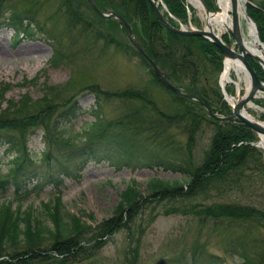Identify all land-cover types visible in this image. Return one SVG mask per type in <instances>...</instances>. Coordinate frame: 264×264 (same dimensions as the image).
Returning a JSON list of instances; mask_svg holds the SVG:
<instances>
[{
  "label": "rangeland",
  "instance_id": "1",
  "mask_svg": "<svg viewBox=\"0 0 264 264\" xmlns=\"http://www.w3.org/2000/svg\"><path fill=\"white\" fill-rule=\"evenodd\" d=\"M60 1L0 0V93L1 89L4 91L0 95V117L29 114L27 123L18 118L8 122L9 126L1 128V137L24 142L35 160V172H20L25 184L16 194L13 182L9 181L11 172H7L11 154L0 141V179H8L0 186V201L10 199L13 205L20 202L21 208H31L51 230L31 243L22 241L1 250L0 258L31 247L45 249L56 259L66 257L68 264H165L176 259L178 264H192L190 253L195 250L199 256L193 264H206V257L208 264L216 259L217 264H239L241 251L264 264V218L215 217L203 211L211 204L227 202L264 211V171L253 162L252 171L246 169L234 179L225 176L194 195L187 194L186 182L182 183L181 192L163 189L156 196L150 195L146 186L150 177L174 184L184 180L182 172L192 169L208 148L213 121L204 113L199 115L202 112L194 102L177 97L156 81L146 64L128 47L115 19L102 18L85 0H77L88 27H70L63 11L66 8ZM70 1L75 5V0ZM98 3L102 8L110 7L102 0ZM186 4L191 22L204 24L202 8L188 1ZM213 5L216 10L212 12L219 11L217 0ZM11 12L28 24L30 36L15 39L13 29L4 24ZM252 30L251 24L241 22V33L247 42L253 41ZM108 36L119 44L109 41ZM168 41L178 52L188 46V55L196 66V92L205 99L210 95L208 102L217 114L227 113L229 105L218 89L222 67L214 69L194 43ZM184 74L187 72L181 73L183 79L178 85L188 88ZM238 76L243 92L242 72ZM225 88L228 94L235 95L232 83L226 82ZM257 97L261 98L244 109L252 118L264 121V91L257 93ZM20 100L24 101L22 106ZM71 102L79 107L74 116L66 117L63 108ZM95 113L100 115L97 118L103 125L112 123L107 127L109 136L121 132L140 146L133 152L134 157L130 156L128 164L116 167L105 161L81 164L73 157L68 161L67 173L62 168L48 170L39 159L43 123L49 129L57 125L64 134H72L69 140L75 142L84 139L83 129L96 118ZM261 153L264 163L263 150ZM180 165L187 168L181 169ZM49 175L61 177L56 185L61 213L77 216L86 226L53 235L52 223L44 218L41 204L54 188L51 182H44ZM131 180L136 189L128 208L121 192ZM119 202L125 207L121 208ZM194 207L200 211H190ZM106 220L110 223H104ZM67 236L81 244L73 256L50 248L56 240Z\"/></svg>",
  "mask_w": 264,
  "mask_h": 264
},
{
  "label": "trees",
  "instance_id": "2",
  "mask_svg": "<svg viewBox=\"0 0 264 264\" xmlns=\"http://www.w3.org/2000/svg\"><path fill=\"white\" fill-rule=\"evenodd\" d=\"M102 1L110 5L130 23L131 29L137 40H139L145 53L151 57L159 67L166 68L168 71V78H170L172 82H180V80L183 79L181 73L186 71L187 74H184V76L189 79V83H192L196 77V66L192 58L188 55L191 50L187 45L183 47L184 50L178 52L168 40H173L181 44L194 43L200 54L208 60L209 64L214 69L219 68L221 57L216 46L200 36L181 35L164 29L153 17L148 5V0ZM203 1L209 9H214V0ZM250 1L252 3L247 2L246 4V12L256 24L259 39L264 42V0ZM68 2L69 0L60 1L66 8V10L63 11L68 19V25L70 27L75 25H78L80 28L88 27V22L85 20L84 14L79 10L78 1L75 0V5H72L71 1L69 2L70 4H68ZM164 2L172 13L181 18L185 17V4L183 0H164ZM72 6L75 9H73ZM4 19V24L9 25L13 29L15 39L20 35H31L28 24L23 22L21 16L11 12ZM108 40H113L119 44V41L111 36H108ZM132 51L135 53L134 50ZM57 54H54V56ZM51 56H53V53ZM141 60L145 63L142 58ZM247 60L255 69L258 77L264 79L261 68L254 60L250 57H247ZM152 75L154 76V74ZM154 78L158 81L155 76ZM193 87L194 86H192V88ZM167 90L169 89L167 88ZM1 91L0 95L4 92L2 89ZM199 96L207 105L214 109L212 104L208 102V99L210 101V96L207 95L206 99L201 95ZM20 101L19 104L22 106L24 101ZM221 103L222 106L225 105L224 102ZM77 107H79V105H76L75 102L66 105L63 108L64 115H66V117L74 116ZM10 111H14V108ZM94 115L96 118L90 121L89 125L83 129L84 139L75 142L69 140L72 134H64L63 129L59 128L57 125L49 129L47 125H45L46 123H43L41 127L42 147L39 159H41L48 170L62 168L67 173L70 166L68 161L73 157L77 158L81 164L87 161H93V163L105 161L112 166L129 163L131 159L130 156L134 157L133 152L139 149L140 146L136 145L132 140H128L121 132H116L109 136L107 127L112 125V123L106 122V124L103 125L97 118L100 117V115L97 113ZM199 115L202 116V113ZM15 118H18L21 122L27 123L29 114L26 116H1L0 141L2 140V144L6 146L7 151L11 154V163L8 166L7 172H11L9 174V181L13 182L14 191L16 194H19L20 186L25 184L20 172H35V160L30 153L29 147H27L24 142L20 143V141H16L10 136L6 138L1 137V130H3L1 128L9 126L10 124H8V122L13 121ZM208 120L210 122L213 121L212 131L208 140V148L203 153L202 157H200L199 161L194 164L192 169H185L182 172L184 180L182 182L180 181L179 184H174L173 182L163 183L162 179L158 177H150L147 179L146 186L150 195L156 196V193L163 189L181 192L183 191L182 183L184 182L188 183L187 194L194 195L200 189L210 187L216 180L223 179L225 176H230L234 179L246 169L252 171L253 164L251 163L253 162L257 163L258 167L264 171L261 150L250 143V141L256 139V136L248 127L238 120H215L212 118H208ZM117 126L121 127L119 123H117ZM180 167L181 169L187 168L185 165H180ZM46 178L44 182H51L54 188L51 192V196L41 204L46 215L44 218L48 217L52 223L53 235L68 234L71 231L86 226L77 216L68 214L63 215L61 213L59 190L56 187V185L60 183L61 177L49 175ZM7 182V178L0 179V186H3ZM210 183L211 185H208ZM40 184L41 183H38V185ZM135 186L136 183L134 180H131L121 192V197L127 203L128 208L131 207V201L129 202V200L134 195ZM25 193H28V191H25ZM119 205L121 208L125 207L122 202H119ZM189 209L194 213L200 211L197 207ZM203 211L206 215L215 217L224 215L249 219L255 218L257 220L264 218V211L260 209L245 204L240 205L230 202L211 204L203 209ZM201 213L203 212L201 211ZM104 223L109 224L110 221L106 220ZM50 232V228H48L46 224H43V218L35 216L31 208H21L20 202L13 205L10 199L0 201V256L1 250L7 247L20 244L22 241L31 243L33 239L39 238L42 233ZM78 242V239L67 236L56 240L55 245L50 248L53 250L55 249L54 251L65 253L64 256H73L78 253V247H81V244ZM25 252L28 253L26 254ZM19 254L20 256L18 257ZM239 255L241 256L239 264H261L260 261L251 260L241 251H239ZM197 256H199V253L192 250L190 253L192 264L194 261H198ZM66 259V257L56 259L52 253H48L45 249L44 251H40L39 249L30 247L24 249L23 252L14 253L7 258H0V264H68L69 262H67ZM204 260L206 261L205 263L208 264L209 258L206 257ZM178 261V259L173 262L167 261L165 264H178ZM209 263L217 264L218 261L216 259Z\"/></svg>",
  "mask_w": 264,
  "mask_h": 264
},
{
  "label": "water",
  "instance_id": "3",
  "mask_svg": "<svg viewBox=\"0 0 264 264\" xmlns=\"http://www.w3.org/2000/svg\"><path fill=\"white\" fill-rule=\"evenodd\" d=\"M87 3L91 6V8L102 17H113L117 20V22L123 26L124 34L127 40L129 41L130 45L134 48V50L146 61L149 68L152 72L156 75L159 81L165 85L167 88L172 90L174 93L178 94L180 97H189L193 99L196 103L200 104L207 115L218 119V120H227L236 118L241 123L246 125L250 128L259 138L262 147L264 149V144L262 143L264 138V122L255 120L243 113V105L249 103L251 99L256 95L258 90H264V80L260 79L255 70L247 61V56L252 57L256 60L257 64H259L261 70L264 73V58L256 53L250 51L247 46L245 45L241 28H240V19L242 18L246 23L251 24L254 30V36L257 45L259 43L264 44L260 41L257 28L255 23L251 20L249 15L246 13L244 2L245 0H241L242 2V9L240 8V0H228L230 5L229 10V24L225 26L226 30L228 31L232 41L229 43H225L221 40L220 36L215 35L212 32L211 24L209 22L208 17L211 15V12L205 6L203 0H198L201 7L203 8L205 14V26L200 28H193V29H185L174 26L168 20L164 18L161 14L160 10L158 9L156 3L153 0H148L152 13L157 20V22L162 25L165 29L170 30L176 34L181 35H196L201 36L211 42L214 46H216L219 50V54L221 57V63L223 65L225 60H232L236 61L241 65L243 73L246 75L248 79V88L246 91L240 93L238 90L237 94L235 95H228L223 88L220 86L222 96L225 100L227 97L232 98L234 101L230 104V111L226 114H216L211 111L210 107L202 101L194 92H185L181 89V87L177 86L173 82H171L167 78V71L163 68H160L152 58H150L143 50L142 46L140 45L139 41L135 39L134 34L132 33L129 23L118 13L114 12L113 10H101L97 7L93 0H86ZM235 46V48H234ZM235 74V73H234ZM220 76V75H219ZM219 81V80H218ZM232 82L235 86L236 83ZM229 103V102H228Z\"/></svg>",
  "mask_w": 264,
  "mask_h": 264
},
{
  "label": "bare ground",
  "instance_id": "4",
  "mask_svg": "<svg viewBox=\"0 0 264 264\" xmlns=\"http://www.w3.org/2000/svg\"><path fill=\"white\" fill-rule=\"evenodd\" d=\"M153 1L156 2V5H158L157 3L159 2V0H153ZM188 1L196 7L200 5L198 0H188ZM217 5L219 8V11H216V13H211L208 19H209L210 24L212 23L218 29H221L222 27H225L228 24V14H229L228 11L230 9V5H229L228 0H217ZM252 34H253V41L247 42L246 40H244L245 45L250 51L264 58V44L259 43L257 45L255 36H254V30H252ZM231 70H234L237 76L239 72L243 71L241 68V65L238 62L232 61V60H225L222 66L220 76H219V80L221 84H224L231 79L230 77ZM235 83H236V89L238 91L240 85H238L237 81H235ZM247 88H248V83H247V79L245 78L244 91H246ZM227 99L229 103H233L234 101L232 98H229V97H227ZM243 113L250 117L249 113L248 112L246 113L245 110L243 111Z\"/></svg>",
  "mask_w": 264,
  "mask_h": 264
}]
</instances>
